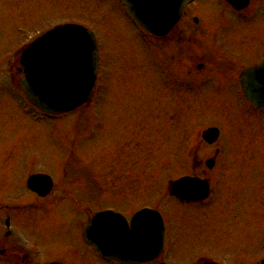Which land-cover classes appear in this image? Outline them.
Masks as SVG:
<instances>
[{
    "label": "rangeland",
    "instance_id": "obj_1",
    "mask_svg": "<svg viewBox=\"0 0 264 264\" xmlns=\"http://www.w3.org/2000/svg\"><path fill=\"white\" fill-rule=\"evenodd\" d=\"M111 5L107 2L105 9L99 0H0V71L6 73H0V145L25 138L27 144L19 148L21 151L42 153L45 168H63L61 156L70 149L67 141L73 119L35 120L36 112L8 86L12 54L31 36L57 25L79 22L90 26L94 23L88 20L96 22L104 62L112 73L108 79L102 75L97 83L96 95H101V105L104 102L101 124L105 121V126L101 130L90 124L87 111L79 114L76 152L80 159L75 167L109 185L139 183L138 192L125 191L124 204L136 202V206L149 205L169 216L175 214L181 235L186 234V225L192 220L197 225L196 239L187 245L191 249L186 254L188 264L197 248L202 250L200 255L233 264L231 235H264V115L244 112L231 83L223 93H214L211 86L203 95H189L188 105L180 93L155 90L157 73L149 44L141 41L125 12L110 10ZM102 72L109 73L108 69ZM157 87L163 88L159 81ZM232 100L236 106L230 105ZM213 125L224 133L217 146L209 147L200 133ZM118 142L123 145L121 153L116 152L121 150ZM216 147L222 153L215 168L208 170L205 161ZM184 174L209 178L216 196L208 203L185 207L168 198V180ZM10 180L11 176L7 184ZM233 190L242 192L240 200H235ZM258 251L252 254L253 262L263 256ZM185 260L180 263L185 264Z\"/></svg>",
    "mask_w": 264,
    "mask_h": 264
},
{
    "label": "flooded vegetation",
    "instance_id": "obj_2",
    "mask_svg": "<svg viewBox=\"0 0 264 264\" xmlns=\"http://www.w3.org/2000/svg\"><path fill=\"white\" fill-rule=\"evenodd\" d=\"M99 2L105 9L107 2H111L110 10H120L118 0ZM150 48L152 65L157 73L154 75L155 90L164 89L170 95L180 93L188 105L189 95H203L211 86L214 93H223L231 83L236 101L250 114L252 111L242 98L239 77L246 68L264 60V0H197L195 5L184 10L182 19L167 36L151 38ZM18 62L17 56V65ZM16 68L19 69V65ZM11 75L9 80L18 82L21 72L11 71ZM157 77L163 88L157 87ZM8 85L11 86V82ZM12 93L17 94L13 89ZM230 105L236 106V103L232 100ZM26 144L23 138L0 145V188L3 189L0 193V264H121L103 258L93 244L86 241L84 225L96 212L112 209L122 214L130 227L132 216L145 206H136V202L126 206L125 191L138 192L139 183L109 185L93 178L91 173L81 174L75 167L80 159L75 150L62 154L63 168H45L42 153L19 149ZM71 144L76 147V133ZM120 147L121 150L116 152H122L123 145ZM41 175L49 177H34ZM241 193L233 190L236 201L240 200ZM214 196L213 190L207 200ZM207 200L179 204L184 207L202 205ZM242 202L245 200L241 199ZM161 212L166 224L165 249L153 261L141 264H183L180 261L187 259L186 254L191 250L187 245L196 239L194 226L197 225L189 221L186 234L181 235L175 214L169 216L165 211ZM86 235L150 233L89 232ZM230 241L233 264H262L264 235L237 238L231 235ZM255 250L263 256L253 262ZM194 251L191 256L194 259L189 264H208L212 260L200 255L202 250ZM104 252L115 253L109 249ZM178 253L180 258H174ZM214 260L223 264L221 260Z\"/></svg>",
    "mask_w": 264,
    "mask_h": 264
},
{
    "label": "water",
    "instance_id": "obj_3",
    "mask_svg": "<svg viewBox=\"0 0 264 264\" xmlns=\"http://www.w3.org/2000/svg\"><path fill=\"white\" fill-rule=\"evenodd\" d=\"M123 1L132 18L147 32L164 36L180 19L183 8L192 0ZM21 63L25 71L22 87L29 100L48 113L69 112L87 102L92 94L98 70V45L94 34L85 27L76 24L61 25L30 44L22 53ZM241 82L247 99L255 108L264 110V63L245 71ZM217 136L216 130H210L204 135L210 142L209 137L214 139ZM207 164L213 166L212 161ZM208 190L207 182L187 177L173 182L171 187L172 194L189 201L204 198ZM111 215V212L101 213L95 217V221L112 219ZM146 220H150L151 227L142 226ZM132 224L139 231L163 233L164 230L160 216L150 210L137 213ZM128 230L125 226V231ZM122 236L127 241L123 248H136L132 242L138 235ZM151 236L139 235V246L147 248L150 240L155 239L156 247L160 249L164 235ZM118 258L136 262L152 256L126 255Z\"/></svg>",
    "mask_w": 264,
    "mask_h": 264
}]
</instances>
